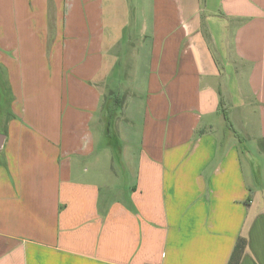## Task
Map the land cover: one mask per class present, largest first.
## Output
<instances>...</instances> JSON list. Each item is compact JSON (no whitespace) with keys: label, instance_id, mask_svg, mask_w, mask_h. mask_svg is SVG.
Returning a JSON list of instances; mask_svg holds the SVG:
<instances>
[{"label":"crops","instance_id":"crops-1","mask_svg":"<svg viewBox=\"0 0 264 264\" xmlns=\"http://www.w3.org/2000/svg\"><path fill=\"white\" fill-rule=\"evenodd\" d=\"M0 85V264H264V0H0Z\"/></svg>","mask_w":264,"mask_h":264},{"label":"trees","instance_id":"trees-1","mask_svg":"<svg viewBox=\"0 0 264 264\" xmlns=\"http://www.w3.org/2000/svg\"><path fill=\"white\" fill-rule=\"evenodd\" d=\"M122 103H123V97L113 94H109L107 96L104 104V108L106 107L109 116L108 129H109V125L111 124V118L113 117L117 108H119ZM244 249H245V240L239 238L233 248L232 254L227 264H239Z\"/></svg>","mask_w":264,"mask_h":264},{"label":"rangeland","instance_id":"rangeland-1","mask_svg":"<svg viewBox=\"0 0 264 264\" xmlns=\"http://www.w3.org/2000/svg\"><path fill=\"white\" fill-rule=\"evenodd\" d=\"M11 5H13V2L11 3ZM14 25H15V23L13 22V27H14ZM1 84H3V83H1ZM9 101H10L9 96L8 95L5 96V94L1 90V85H0V108H5V105H6V107H8Z\"/></svg>","mask_w":264,"mask_h":264}]
</instances>
